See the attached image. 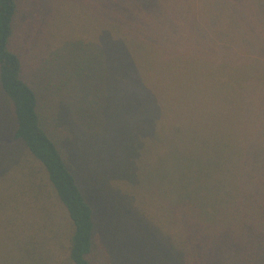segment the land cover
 <instances>
[{"label": "trees", "instance_id": "obj_1", "mask_svg": "<svg viewBox=\"0 0 264 264\" xmlns=\"http://www.w3.org/2000/svg\"><path fill=\"white\" fill-rule=\"evenodd\" d=\"M68 1L19 28L0 0V264H264V0L177 1L190 46L259 64L223 84L254 94L229 121L170 109V0H75L74 25Z\"/></svg>", "mask_w": 264, "mask_h": 264}, {"label": "rangeland", "instance_id": "obj_2", "mask_svg": "<svg viewBox=\"0 0 264 264\" xmlns=\"http://www.w3.org/2000/svg\"><path fill=\"white\" fill-rule=\"evenodd\" d=\"M46 1L49 0H18L19 13H21V17L17 21L19 28L23 26L24 14H29L32 18L35 16L41 18L42 12L46 8ZM177 1L170 0V6L154 19L155 42L156 44L158 42L160 47L156 52L155 67H161L158 76L162 75L163 67L170 73V109L174 94H180L187 90L191 92L190 101L176 107L182 118L202 121L205 113H215L220 119L229 121L228 116L232 112L239 113L242 109L251 110L249 105L254 101V94L251 90H247L245 96L241 98L236 94V88L225 87L223 84L230 83L240 74H246L250 76L251 83L257 85L261 72L256 71L255 67L259 64L246 61L242 57H219V55L213 57L202 48L190 46L185 40L183 30H181L187 18L186 15H182L178 11ZM243 3L246 5L244 0ZM169 7L170 9H168ZM67 9L65 17H68L70 24L79 23V14H75V0L68 1ZM82 23L87 25L86 21ZM241 24L243 25L241 21L227 23L229 35L232 38L237 37L236 44L248 42V37L240 27ZM166 36H170V42L165 41ZM230 76H234V78H230ZM38 83L34 85V88L37 94L42 97L45 95V89L43 91V84ZM237 119L240 120L239 117ZM132 121L136 123L137 117L132 118ZM10 177L8 176V178ZM11 215L8 210V220H13Z\"/></svg>", "mask_w": 264, "mask_h": 264}]
</instances>
